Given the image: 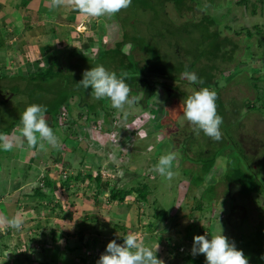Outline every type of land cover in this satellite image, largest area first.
Instances as JSON below:
<instances>
[{
    "label": "rangeland",
    "instance_id": "rangeland-1",
    "mask_svg": "<svg viewBox=\"0 0 264 264\" xmlns=\"http://www.w3.org/2000/svg\"><path fill=\"white\" fill-rule=\"evenodd\" d=\"M166 1L165 9L155 3L153 10H138L134 13L130 6L119 12L123 15L125 31L129 34L128 40L134 41L139 35L144 37L146 42L142 41L144 45L133 49L131 54L138 61L139 68L144 69L147 68L148 61L154 57L150 51H157L160 55V67L170 72L165 71L162 76L170 75L181 79L182 68L188 67H191L190 72H195L202 80L206 73H210L213 76V83H218V87L212 84L211 89L219 93L225 107L224 115H221L223 117L221 130L223 129L226 137L230 134L231 139L238 143V148L232 147L230 145L232 142L223 144L220 153L224 156L217 159L216 168L219 170L214 168L213 174H219L223 168H227L229 159L242 165L248 164L264 181V47L259 44V38L264 36V7L258 3L256 14H252L251 8L245 9L237 3L239 0H182L178 11L175 0ZM68 9L73 10L71 7ZM46 17L48 18L46 23H49L51 17ZM111 18H90L82 15L76 22H66L74 25L75 31L81 35H72L78 42L75 45L72 43L70 47L71 42H67L68 37L64 35L58 44L62 47L68 45L70 49L72 46L79 47L83 53L96 57L101 40L110 47L118 37L119 25L116 20L111 21L113 20ZM212 20L213 24L208 25V21ZM256 27L261 28L262 34H257ZM185 28L187 31H184ZM248 29L254 31V36H247ZM155 32L159 35H155ZM130 46L131 43L125 45ZM69 48H64L65 50L60 52L64 60L71 52ZM52 49L51 46L45 60L42 58L35 62L36 68L39 64H47ZM76 61L73 60V66L66 60L64 65L68 66L64 68L65 73L76 75L82 71V65ZM86 65L85 70L88 68ZM100 65L115 68V63L108 62L107 59ZM31 69L34 68L30 65L28 70L23 72L30 73ZM1 81L5 83L6 89H3L4 94L0 95V129L18 119V127L21 129L20 115L27 106L37 103L30 104V96L34 95L33 99L42 102L46 107L51 105L52 109L56 110L60 98L72 90L63 84L62 78L57 83L49 82L50 93L38 91L40 87L31 79L5 76ZM182 81L189 83L186 79ZM182 81L178 86H185ZM9 86H13L17 94L14 95ZM174 87V90L179 91V87ZM73 89L81 91L86 96V101L98 102L90 94L91 88L85 89L76 85ZM186 89L190 93L199 90L191 85L186 86ZM78 95L70 98L73 126L70 129L64 128L56 120L60 132L55 135L59 138L58 150L61 152L59 158L61 163L58 165L62 167L63 163L67 162L72 164L70 168L72 173L62 171L58 183L63 181L66 175H74L73 172L78 173L82 170L85 173L84 184L80 180H72L70 192L64 193L60 189L52 195L48 194L45 199L36 197L32 190L35 186H42V177L46 174V169L38 166L39 159L44 157L42 161L44 166L50 162L49 153L52 147L45 144V147L50 149L29 148L27 152L31 155L28 154V160L22 165L25 166L33 157L30 177L36 182L31 183L30 188L26 192H21L19 196L21 205L18 210L23 227L20 230L12 228L10 232L12 235L1 239L0 245L3 246L0 248V264H38L37 261L33 263L29 260L34 254L33 251L40 250L45 245L42 243L44 240L57 245L53 243L51 230L62 231L64 227L70 232L63 231L64 235L68 234L66 239H62L60 248L55 246L57 247L55 253H59L55 264L63 262L80 264L78 258L72 257V252L65 250L67 243L70 245L78 243L79 229L84 230L85 239L90 244L85 249V252L90 251V256L86 257L87 262L84 264H97L109 242L116 240L118 244L123 245L124 237L129 233L138 234L145 246L159 245L157 258L162 259L165 264H193L186 259V252L188 249L192 255L194 237L207 235L211 239L212 235L222 232L230 242L238 244L243 252L246 251L245 255L249 259V252L244 245L253 238L264 220V195L254 194L246 197L238 192V186H234L232 187L234 199L231 200L227 197L225 182L216 181L219 177L216 175L213 177L210 175L204 184L200 185L203 191L197 186L199 177L202 176L200 174H203L201 164L190 157H195L199 152L208 154L207 151L212 146L209 137L201 131L199 135L194 134L193 138L189 139L191 141L188 147L189 142L184 138L191 134L192 126L180 109L183 100L168 101V113L157 123L164 100L162 92L150 102L151 110L140 109L134 103L125 105L124 111L128 114L126 118L123 112L114 109L107 99L101 105L108 108L111 116L104 120L102 117L105 111L98 105L101 118L98 123L101 122L102 129L93 134L92 127L97 123L96 118L87 117L85 111L75 106ZM249 102L255 103V106L248 109ZM48 117L46 114L47 120H50ZM61 132H68L72 138L78 132L77 150L73 151L70 145L63 142ZM138 132L144 133L143 137L137 135ZM221 139H225L223 135ZM239 150L242 152L238 153ZM85 151L94 154L89 160L96 164L95 167L82 162L86 155ZM170 152L176 153L173 171L178 175L169 182L155 171V166L161 156ZM239 154L242 155L241 159ZM98 168L101 169L104 179H109L111 184L119 187L129 180L140 185L144 182L142 176L148 177L145 180L151 183L148 201L136 202L134 194L128 196L124 202L112 201L108 190L95 195L94 199L95 190L85 185L86 181H89L86 175L90 172L95 176ZM58 174V171L54 170L52 177ZM118 178L121 180L116 182ZM215 181L216 184L218 182L216 194L212 189L208 190L209 192L206 190L209 188L208 183ZM214 201L217 204L213 220L208 217L207 211L202 216L196 205L203 203L211 210L214 208ZM173 203H176L174 209L161 215ZM158 215H161L160 221L156 230L152 232L148 228L149 224L156 220ZM47 217L49 219H46ZM121 227H124L123 230ZM182 240L178 250L173 248L175 243ZM182 248L184 250H181ZM202 256L206 262L205 255Z\"/></svg>",
    "mask_w": 264,
    "mask_h": 264
},
{
    "label": "trees",
    "instance_id": "trees-1",
    "mask_svg": "<svg viewBox=\"0 0 264 264\" xmlns=\"http://www.w3.org/2000/svg\"><path fill=\"white\" fill-rule=\"evenodd\" d=\"M170 1V0H168ZM166 0H132V5H131V11L136 13L138 10H153L154 9V5L155 3L160 4L163 6V9H165ZM175 3L177 4V10H180V5L182 3V0H175ZM239 5H242L245 9H250L251 8V13L252 14H256L257 12V4H261L262 7H264V0H239L237 2ZM111 21L116 20L117 24L119 25V30L118 32V37L116 39H114L113 42V46L108 47L106 44L107 43H103L102 40L99 43V47H98V55L96 57H94L91 54H87V53H83L82 49H80L79 47H72L70 49V53L65 57L66 60L68 61L69 65H73L74 63L73 60L75 61V59L77 60L76 62H79L82 65L81 68V72L77 73L76 75H70L68 73H65L64 68L67 67L65 62L66 60L63 59V54L60 53L62 51H64L65 49H59L57 50L50 62L48 63L47 66L44 65H39L37 70L33 73H30L29 76H23L21 78H24L25 80L27 79H31L33 81H35V85L37 87H40L38 89V91L43 90L46 93H50V89L48 88V84L49 82L52 83H57L59 82V79L62 78L63 80V84L65 86L70 87V89H72L71 91L65 93L59 100V104L58 106H56V110H53L52 106L49 105V107H47V113L50 116V120H54L55 122H50V127L53 129L54 133H59V129H57V116L60 112L61 107L66 106L70 112V114L72 115V106L70 103V98L73 95L79 94L78 95V101L76 103V107L78 109H81L83 111L86 112V116L87 117H95L96 118V122L98 123V121H101V118H99V110L97 108L98 105H101L102 102H105L107 100V98L102 99V100H98V102L95 103H90L88 101H86V96L81 93V91H77L75 89H73L76 85H78L77 83L80 82L83 79V73H84V66L85 64L87 68V70H90L92 67L100 65V63L104 62L105 59H107L108 62H113L115 63V68L110 67V66H105L106 69H108L109 71H115L117 73V75L119 76L121 72H127L128 73V77L126 79V82L129 84L130 88H131V95L134 97H137L138 100L137 102H135L134 104L136 106H138V108L143 109V110H151L152 108L150 107V102H152L154 100V98L160 94L161 92L164 95V100L162 102L163 106L160 109L159 113L160 115L157 123H159L161 121V119L166 116V114L168 113V101H173L175 99H180V100H184L187 96L191 95L192 93H190L189 91H187L186 86H190L193 88H197L200 89L202 87H208L209 89H211L212 84H214L216 87H218V83H213V76L210 73H206L205 77L203 79L204 83L203 84H190L187 83L186 81H182V78L179 80L178 78H173L170 75L169 76H162V74L166 71V68H163L162 66L160 67L159 65V60H160V55L157 51L155 50H151L150 53L151 55H153L154 57L152 59H150L148 61V66L147 68H139V63L138 61H136L133 57V55L131 54L132 50L135 49L136 47H140L142 45H144L145 39L144 37H139V35H137V37H135L134 41H129L128 40V35L125 31V27L123 24V15L116 14L114 17H112ZM163 21V20H162ZM164 22V21H163ZM213 20L212 21H208V25L213 24ZM95 23V22H94ZM207 26V25H206ZM257 28V34H262V30L259 27ZM184 31H187V29L185 28ZM247 36L248 37H252L254 36V31L248 29L247 30ZM81 35V34H80ZM155 35H159V33L155 32ZM143 39V40H142ZM144 43H143V42ZM131 43L130 47H125L126 44ZM259 44L261 47H264V36L259 38ZM149 48L151 49V47L149 46ZM155 54V55H154ZM225 60V59H224ZM227 60V59H226ZM100 62V63H99ZM76 65V63H75ZM108 65V64H107ZM191 67L188 68H182V72L185 70L191 71L190 69ZM167 73H170L169 71H166ZM65 74V76H64ZM164 75V74H163ZM64 76V77H63ZM184 83L185 86L180 87L178 85H180V83ZM62 84V86H63ZM176 87H179V91L177 89H173ZM201 86V87H200ZM21 89L23 90V87H21ZM20 90V89H19ZM55 89V93H56ZM212 90V89H211ZM187 92V93H183V92ZM12 92H14V95L17 94V91L12 90ZM78 92V93H77ZM59 93V92H58ZM180 93V96H178ZM217 93V100H216V104H217V111H218V115H224V104L222 102V100L219 97V93ZM91 94V91H90ZM33 96L29 97V103H33V102H37L36 104L42 105V102L33 99ZM109 100V99H108ZM3 102H6V99L3 100ZM84 102V103H83ZM183 102V101H182ZM248 105V109L252 108L255 106V103L253 102H249L247 103ZM102 110L105 111L104 117H102L104 120L105 118H109L111 116L108 108H105L103 105H101L100 107ZM112 112V111H111ZM162 115V116H161ZM52 120V121H53ZM17 121H14L9 123L7 126H4L1 130L0 133H10L13 128L16 126ZM53 123V124H52ZM101 123V122H100ZM98 123L100 125V128L102 129L101 124ZM73 126V125H72ZM71 126V127H72ZM221 130V128H220ZM222 135L224 136L225 139H220L219 141L213 140L209 137L210 139V144H211V148L210 150H208V154H205V152H199L195 155V157L190 159H194L195 161L199 162V164H201V172L203 174H200L202 176L199 177V184L197 186L200 187V185L204 184V182L206 181L205 179H207L208 177H210V175L213 176H219L218 179L216 181L220 182L224 181L226 184V194L227 197L231 198V200L234 199L233 193H232V187L234 186H238L239 189V193L243 196L246 197H250L253 196L254 194L257 195H264V181L262 180V178L260 177L259 173L257 171H255V169L250 168V166H248V164H244L242 165L241 163L238 162H234L232 160L228 159V164H227V168H223L221 173L219 174H213V169L215 168L217 171L219 170V168H216L217 166V159L220 156H224L222 153H220V151L223 149L224 147V143L227 144V142H229L228 144H230L231 142V146H236V148H238V143L233 141L231 139V136L229 134H227V137L224 134L223 129L221 130ZM227 132V131H226ZM78 132H76L74 135V138H72L70 135H68L67 133H63L61 132L62 135V139L63 142H65V144L70 145L74 150H77V137L76 134ZM194 132L191 131V134L188 135L187 137H185L184 139H186L188 142L191 141L189 140L190 138L192 139L194 136ZM185 140V141H186ZM235 143V145H234ZM190 145V142L188 144V147ZM223 146V147H222ZM226 146V145H225ZM222 147V148H221ZM235 149V148H233ZM191 150H192V145H191ZM236 150V149H235ZM206 152V153H207ZM242 152L241 150L238 151ZM220 153V154H219ZM85 154L82 162L86 161L90 167H95L96 164L89 160L91 159V157H93L94 154L92 153H88V151H85ZM238 156V154H237ZM239 159L242 158V155L240 156L239 154ZM244 159H246V156H243ZM63 166L65 168L69 167L71 168L72 164L71 163H63ZM100 166V165H99ZM97 168V167H96ZM112 169H115V167L111 166ZM101 169L98 168L97 169V173L94 176L93 174H91L90 172L87 173L86 177L89 179V183H94L96 185V195H98L100 192L109 191V198L112 201H118V202H124L126 201L127 197L134 194V198L136 202H141V203H146L148 201V194H150L151 191V183L148 181H145L146 179H148V177H143L142 179L144 182L140 183V185L134 183V181H127L124 185L122 186H117V185H113L111 184L109 179H104L101 175ZM68 173V172H67ZM84 179L85 176H82L81 172H78L76 175H72V174H68L64 177L63 181H61L62 187H64L65 189H68L69 187V183L72 180H81ZM119 180H121V178L117 179L116 182H118ZM216 181L212 182V183H208L209 188L206 189L211 190L215 193L216 190ZM133 182V183H131ZM192 184V183H191ZM200 189L202 190L203 188L200 187ZM203 191V190H202ZM54 192H56V187H54L53 182L51 181V179L46 178L44 180V183L42 184L41 187H38L35 189L34 193L36 195V197H40V198H47L49 195L48 194H53ZM209 192V191H208ZM202 193L200 195V199L202 201ZM177 200V199H176ZM175 200V202H176ZM216 201V200H215ZM213 202L214 208L211 210L207 209L206 204L203 205L202 204H198L197 209L200 212V214H205V212L207 211L209 213V218H213L214 215V210L216 207L217 202ZM212 203V202H211ZM176 206V203H173L166 211H164L161 215H165L166 212H170L174 209V207ZM196 209V210H197ZM158 215L156 216V220H153L150 224H149V230L150 231H155L157 228V225L160 221V218ZM213 220V219H212ZM117 227V226H116ZM124 227H121V229ZM123 230V229H122ZM55 232H53L52 237H53V243L56 244L60 238H64V234L59 233V235H55ZM55 235V236H54ZM68 235V234H67ZM59 236V237H58ZM63 236V237H62ZM190 236V233H189ZM116 239V238H115ZM183 240L182 241H178L177 243H175L174 247L175 249L178 250V248L181 246ZM238 242V241H237ZM236 242V244H237ZM42 243H44V246L47 247H42L40 250H34L33 251V256L29 257L30 261H37L38 264H54L56 262L57 256L59 255V253H55V245H52V243H48L47 240H44ZM90 244L88 243V241H86L85 236H84V230L83 229H79V241L78 243H76V245H70L69 243H67L66 245V251L68 252H75L76 250H80L82 248H86L87 246H89ZM238 250H242L241 248L238 247V244L236 245ZM247 249V251L249 252V264H264V259H262L261 257L264 256V220L262 221V223L259 225L257 233L253 236V238L249 241H247L244 245ZM246 252V251H245ZM244 252V253H245ZM186 259L190 262H192L193 264H205V258L202 256V254H198L197 256H193L190 254V252H186ZM247 253V252H246ZM56 255V256H55ZM80 259L84 262H87L86 260V256H79Z\"/></svg>",
    "mask_w": 264,
    "mask_h": 264
},
{
    "label": "clouds",
    "instance_id": "clouds-1",
    "mask_svg": "<svg viewBox=\"0 0 264 264\" xmlns=\"http://www.w3.org/2000/svg\"><path fill=\"white\" fill-rule=\"evenodd\" d=\"M132 5V0H51L53 9L71 7L81 15L90 18H111L122 10H126ZM127 72H121L118 76L115 71H109L103 65H97L90 70H85L83 79L78 82V86L85 89L91 88L94 99H109L111 106L118 112H123L125 118L127 112L125 105L137 102L138 98L131 95V88L126 82ZM181 78L186 79L190 84H203L195 72L185 70L181 73ZM217 93L208 87L187 96L180 109L183 116L192 126V131L199 135L202 131L206 136L219 141L222 138L220 130L223 117L217 111ZM47 107L39 104H31L26 107L20 115L21 135L26 140L29 148H45V144L59 148V138L53 129L48 125ZM137 135L143 137L144 133ZM14 142L5 133H0V148L4 151H11ZM176 153L170 152L159 158L155 171H157L167 181H172L178 173L173 171V162ZM7 226L20 230L23 227V220L19 215L13 216L3 221ZM156 247L145 246L138 234L129 233L124 237V244H118L116 240L108 243L106 251L97 261V264H165L162 259L157 258ZM203 254L206 257L205 264H249V259L242 250H238L234 242H230L223 232L215 234L211 239L207 235H197L194 237L192 255ZM264 259V256L261 257Z\"/></svg>",
    "mask_w": 264,
    "mask_h": 264
},
{
    "label": "crops",
    "instance_id": "crops-1",
    "mask_svg": "<svg viewBox=\"0 0 264 264\" xmlns=\"http://www.w3.org/2000/svg\"><path fill=\"white\" fill-rule=\"evenodd\" d=\"M68 8L69 7L53 9L51 6V0H0V95H3V92L6 89L4 86L5 83H2L1 81L3 77L9 76L10 78L15 76L19 78L29 76L30 73L37 70L39 65H42L39 64L36 68L35 62L42 58L45 60V57L50 53L51 46L53 48L50 54L51 56L49 60H47V64L43 63L45 64L44 66L48 65L53 54L57 50L64 48L67 49L72 43L75 45L78 42L72 35L78 34L77 36H79L80 34L78 31H75L74 25L67 24L66 22H76L82 17V15L77 11ZM46 16L51 17L49 23H46V20H48ZM63 35L68 37V40L66 39L67 42H71L69 47L68 45L62 47L58 44L61 38L63 39ZM30 65L32 68L36 69H31L30 73H24L23 70H28ZM7 82L9 83V81ZM10 87L11 86H9V89ZM11 88V90H13V86ZM50 121L51 120L49 119L47 120L48 125H50ZM18 122L19 119L13 130L10 133H7L8 138L14 142L13 149L11 151H4L0 148V242L2 241L1 239L8 238L9 235H12V233H10L12 228L7 226L3 221H5V218L10 219L13 216H16V214L19 215L18 208L19 205H21L19 196H21V192H26L27 189L30 188L31 183L36 182L30 177L31 168L33 169V166L30 167L31 164H33V157L30 159L31 161L26 164L27 166L22 165L23 162L28 160L27 156L28 154L31 155V153L27 152L29 147L26 140L19 132L21 129L19 130ZM60 153L61 152L57 148L52 147V150L50 149L49 153V159L51 161L44 166V162H42L44 157H42L39 159L38 166H42V169H46V174L42 177V184L46 178H49L53 182L54 187H56V191L61 189L64 193H67L70 192L73 184L69 183L68 189L62 187L61 182L58 183L61 178L60 173L62 171H64V173L72 172L69 167L65 168L64 166L61 167L58 165L61 163L59 159ZM83 163L88 165L86 161H83ZM54 170H57L59 174L52 177ZM50 172L52 173L50 174ZM78 172H81L82 176H85V173L82 172V170ZM73 174L76 175L77 172H73ZM80 181L84 184L83 178ZM85 185L87 188L89 187L91 190L97 192L94 183L86 181ZM36 188L38 187L35 186L32 190L33 195H35L34 191ZM95 191L94 196L96 195ZM95 198L96 196L94 199ZM46 219H49V217ZM64 228L62 231L51 230V232L57 234L63 233V231L67 233L70 232L66 231L67 229ZM5 234L7 236H4ZM64 236V238H60L55 246L59 247L62 239H66L67 237L66 234ZM1 246L3 245H0V248ZM85 249L86 248H82L72 252V257L81 260L79 257L81 256L80 253H82L83 256ZM62 264L79 263L63 262Z\"/></svg>",
    "mask_w": 264,
    "mask_h": 264
},
{
    "label": "built area",
    "instance_id": "built-area-1",
    "mask_svg": "<svg viewBox=\"0 0 264 264\" xmlns=\"http://www.w3.org/2000/svg\"><path fill=\"white\" fill-rule=\"evenodd\" d=\"M50 117V116H49ZM57 120L60 126L64 128L70 129L71 126L74 123L73 117L70 114L68 108L66 106L61 107L60 112L57 116ZM94 128V129H93ZM100 128V125L98 123L94 124L92 127L93 134L98 132ZM181 250H184L183 248ZM187 252H190V250L187 249ZM83 256H90V251L84 252ZM85 262L80 260V264H84Z\"/></svg>",
    "mask_w": 264,
    "mask_h": 264
}]
</instances>
